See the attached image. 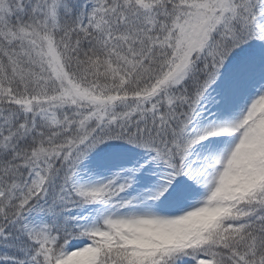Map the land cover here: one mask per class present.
I'll list each match as a JSON object with an SVG mask.
<instances>
[{
    "label": "snow or ice",
    "instance_id": "6c2138e0",
    "mask_svg": "<svg viewBox=\"0 0 264 264\" xmlns=\"http://www.w3.org/2000/svg\"><path fill=\"white\" fill-rule=\"evenodd\" d=\"M0 264H264V0H0Z\"/></svg>",
    "mask_w": 264,
    "mask_h": 264
}]
</instances>
